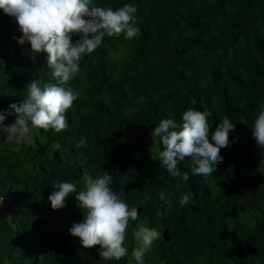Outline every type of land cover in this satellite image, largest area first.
<instances>
[{
    "label": "trees",
    "instance_id": "1",
    "mask_svg": "<svg viewBox=\"0 0 264 264\" xmlns=\"http://www.w3.org/2000/svg\"><path fill=\"white\" fill-rule=\"evenodd\" d=\"M93 2L113 9L133 4L140 35L106 36L81 59L70 84L80 95L67 111L66 130L38 129V135L21 137L18 149L0 150V189L10 222H17L11 233L25 237L9 245L8 264H115L131 257L132 236L126 238L127 257L105 261L99 245L83 248L70 234L83 219L75 193L59 209L48 199L53 184L71 182L80 191L85 173L95 178L104 170L114 177V191L123 190L129 207L139 208L138 220L162 234L145 264H264V147L256 146L251 129L264 110V0ZM17 37L11 17L0 9V57H9L0 92L16 103L28 82L55 83L47 54L34 60L21 55ZM187 108L210 111L212 131L224 117L235 126L213 176L191 175L187 158L179 164L189 171L186 182L159 163L146 169L131 158L128 145L138 133L166 118L180 124ZM81 136L86 143L76 147ZM130 172L128 188L119 186L121 175ZM187 193L194 202L182 207ZM236 211L253 216L233 245L227 218Z\"/></svg>",
    "mask_w": 264,
    "mask_h": 264
},
{
    "label": "clouds",
    "instance_id": "2",
    "mask_svg": "<svg viewBox=\"0 0 264 264\" xmlns=\"http://www.w3.org/2000/svg\"><path fill=\"white\" fill-rule=\"evenodd\" d=\"M0 9L15 19L21 32L17 40L30 45L29 57L34 60L39 53L47 54L46 63L55 81L43 86L38 80L28 82L22 100L11 103L7 112L0 110V133L6 134L3 140L9 142L26 136L30 128L57 134L66 130L67 111L80 95L79 89L70 87V81L79 73L81 59L94 52L106 36L118 38L123 34L130 40L140 35L137 8L131 3L113 9L97 6L93 0H0ZM8 115H14L15 120L6 125ZM211 115L207 110L187 108L180 124L166 118L153 127L151 137L158 138L159 145H163L156 160L172 177L186 182L189 171L193 176H213L216 166L223 162L220 150L230 145L229 134L235 126L224 117L212 131L208 122ZM251 129L256 146L264 147V110ZM86 140L81 136L76 147L85 145ZM186 158L190 161L189 171L182 172L179 164ZM113 178L105 170L95 178L85 173L82 190L77 191L74 183L58 182L52 185L55 190L48 197L51 207L59 209L66 206V197L75 193L76 207L81 209L83 219L73 223L69 232L80 239L83 248L99 245V257L105 261L128 255L125 243L129 225L139 219L138 207L129 208L124 191H114ZM160 198L165 197L160 194ZM3 200L4 196H0V204ZM190 202H194L191 193L179 200L182 207ZM131 236L135 245L132 259L135 264H145L146 255L162 234L140 223L132 228Z\"/></svg>",
    "mask_w": 264,
    "mask_h": 264
},
{
    "label": "rangeland",
    "instance_id": "3",
    "mask_svg": "<svg viewBox=\"0 0 264 264\" xmlns=\"http://www.w3.org/2000/svg\"><path fill=\"white\" fill-rule=\"evenodd\" d=\"M11 23L16 27V30L20 36L21 32L18 28V25H17L15 19L12 17H11ZM18 44H19L20 54L21 55H27L29 57V55L27 53L30 49V45L27 42H25L24 44H20L18 42ZM122 53H123V50L118 48L116 53H115V56H118V58H119L122 55ZM29 58L32 60L31 57H29ZM8 59H9L8 53L4 52L3 55L0 57V73L9 70ZM70 84L71 85L75 84L74 78L70 81ZM9 96H10L9 94H5L3 92H0V110H2L4 112L9 111V105L11 103H14V101L11 100L9 98ZM14 120H15L14 115H8V116H6V118L4 120V124H6V125L11 124L14 122ZM151 131H152V129L146 128L141 133H138L134 137V139L132 141H130V143L128 145V151H129V155L131 156V158L137 160L142 165V167L146 168V169L149 167H153V166L155 167L159 163V161L156 160V158H157L158 151L161 150V148H162L161 144L159 145V143H158V138L151 137ZM37 132H38V128H30V131L28 132L27 135H31L34 133L38 135ZM5 138H6V134L0 133V150L5 152V150H8V149H18L19 141H20L21 137H16L11 142H9L7 140H3ZM145 142L147 143V146L144 147L143 143H145ZM133 167L134 166L131 164V168L134 170ZM133 179H134L133 178V172H130L128 175H124V176L121 175V178L118 179V185L123 187V188H128V186H129L128 181H131ZM211 183H212L211 178H208L206 180V185L211 188ZM129 208H131V207H129ZM138 210H139V208H138ZM252 216H253V211H248L245 214H241L240 212L236 211V212H234L228 216L227 223H228V228H229V235H230L231 244H233V245L235 244V242L239 239V235L242 232V229L244 227H246V225H249L252 222ZM12 217H13L12 212H11V210H9V208L7 209L5 214L0 213V220L5 219L8 226L10 225V227H11V228L9 227V231H8V241H9L8 245H10L11 242L14 240H16L17 243H23L25 240V237L20 236L19 233H16V234L11 233L12 227L14 225L17 226V222L13 221V224L10 222ZM140 223H142V222L139 220L134 221V222H130L129 231L127 233V235L129 237H131L132 228L137 227ZM1 241L2 240H0V264H8V260H6V257H5L8 246H7L6 251L3 255V253L1 252V249L3 247V244L1 247ZM150 256H151V254L148 253L145 258L150 259L151 258ZM131 257H127L123 262H117L115 264H135V261L132 260ZM112 264H114V263H112ZM153 264H157V263H153ZM187 264H193V263L188 262ZM253 264H258V263H253Z\"/></svg>",
    "mask_w": 264,
    "mask_h": 264
},
{
    "label": "crops",
    "instance_id": "4",
    "mask_svg": "<svg viewBox=\"0 0 264 264\" xmlns=\"http://www.w3.org/2000/svg\"><path fill=\"white\" fill-rule=\"evenodd\" d=\"M8 231H9V226H8L7 222L5 221V219L0 220V240H2L1 241V247L3 244L1 252L3 253V255L6 251L7 246L9 247V245H8L9 244ZM7 251H8V249H7ZM5 257H6V255H5Z\"/></svg>",
    "mask_w": 264,
    "mask_h": 264
},
{
    "label": "built area",
    "instance_id": "5",
    "mask_svg": "<svg viewBox=\"0 0 264 264\" xmlns=\"http://www.w3.org/2000/svg\"><path fill=\"white\" fill-rule=\"evenodd\" d=\"M0 196H4L3 203L0 204V213L5 214V212H6L7 209H8V202H7V200H6V198H5V195H4V193H3V191H2L1 189H0ZM3 212H4V213H3Z\"/></svg>",
    "mask_w": 264,
    "mask_h": 264
}]
</instances>
